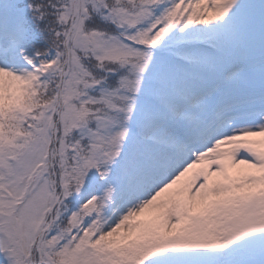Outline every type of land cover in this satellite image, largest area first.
I'll return each mask as SVG.
<instances>
[{
    "label": "snow or ice",
    "instance_id": "obj_1",
    "mask_svg": "<svg viewBox=\"0 0 264 264\" xmlns=\"http://www.w3.org/2000/svg\"><path fill=\"white\" fill-rule=\"evenodd\" d=\"M0 264H264V0H0Z\"/></svg>",
    "mask_w": 264,
    "mask_h": 264
}]
</instances>
